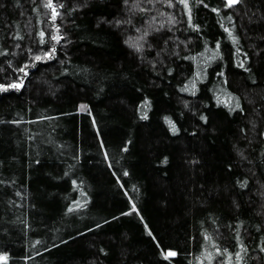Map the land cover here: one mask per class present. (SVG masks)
I'll use <instances>...</instances> for the list:
<instances>
[{"label":"trees","instance_id":"16d2710c","mask_svg":"<svg viewBox=\"0 0 264 264\" xmlns=\"http://www.w3.org/2000/svg\"><path fill=\"white\" fill-rule=\"evenodd\" d=\"M47 3L0 0V264H264V0Z\"/></svg>","mask_w":264,"mask_h":264},{"label":"snow or ice","instance_id":"6c2138e0","mask_svg":"<svg viewBox=\"0 0 264 264\" xmlns=\"http://www.w3.org/2000/svg\"><path fill=\"white\" fill-rule=\"evenodd\" d=\"M181 2H183V3L186 4L187 3V0H181ZM239 2H240V0H227L228 6H232V5L237 4ZM45 6L51 8L52 7L51 0H48V3ZM53 13H54V18H55V14L56 13H55V9L54 8H53ZM41 36H43V33H41ZM36 59L39 60L40 57H37ZM13 87H18V85H13ZM173 131H175L174 128H173ZM133 210H135V206L134 205H133ZM175 255H176L175 252H167L165 258L167 259L169 257H174ZM237 258L239 259V256Z\"/></svg>","mask_w":264,"mask_h":264},{"label":"rangeland","instance_id":"374dc122","mask_svg":"<svg viewBox=\"0 0 264 264\" xmlns=\"http://www.w3.org/2000/svg\"><path fill=\"white\" fill-rule=\"evenodd\" d=\"M81 110L85 112L86 111V108L85 107H81Z\"/></svg>","mask_w":264,"mask_h":264}]
</instances>
